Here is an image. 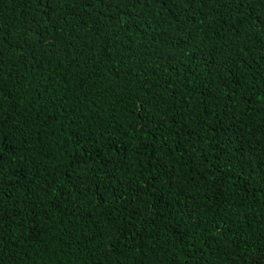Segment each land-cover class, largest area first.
<instances>
[{
  "label": "trees",
  "instance_id": "16d2710c",
  "mask_svg": "<svg viewBox=\"0 0 264 264\" xmlns=\"http://www.w3.org/2000/svg\"><path fill=\"white\" fill-rule=\"evenodd\" d=\"M0 264H264V0H0Z\"/></svg>",
  "mask_w": 264,
  "mask_h": 264
},
{
  "label": "clouds",
  "instance_id": "9594fccd",
  "mask_svg": "<svg viewBox=\"0 0 264 264\" xmlns=\"http://www.w3.org/2000/svg\"><path fill=\"white\" fill-rule=\"evenodd\" d=\"M242 34H243V33H242ZM241 39H242L241 37L238 39V43H237V45H236V47H235V53H236L237 56L239 55L238 58H240V60H241V57H242L241 43H240V40H241Z\"/></svg>",
  "mask_w": 264,
  "mask_h": 264
}]
</instances>
